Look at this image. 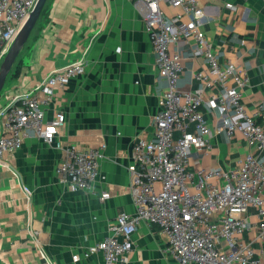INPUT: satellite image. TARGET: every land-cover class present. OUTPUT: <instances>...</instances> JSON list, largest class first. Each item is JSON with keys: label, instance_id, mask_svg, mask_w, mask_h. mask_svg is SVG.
Returning a JSON list of instances; mask_svg holds the SVG:
<instances>
[{"label": "crops", "instance_id": "crops-1", "mask_svg": "<svg viewBox=\"0 0 264 264\" xmlns=\"http://www.w3.org/2000/svg\"><path fill=\"white\" fill-rule=\"evenodd\" d=\"M198 1L200 28L219 62H233L249 74L244 103L250 109L264 105V0ZM160 8L167 15L180 12L164 1ZM42 10L1 90L0 134L3 108L16 96L38 91L52 71L69 64L81 61L85 71L56 87L45 107L47 119L57 111L65 115L55 142L29 135L20 149L0 158V264H104L101 253H81L107 235L118 215L135 213L133 142L139 135L153 138L165 81L133 0H46ZM171 49L183 56L179 88L200 86L195 73L207 68L205 57L189 56L183 45ZM206 115L215 127L218 112ZM70 145L103 146L100 176L90 189H72L56 173ZM212 145L199 165L233 166L252 150L239 133L231 139L218 134ZM105 191L109 196L101 198ZM158 230L146 221L138 224L127 264H173Z\"/></svg>", "mask_w": 264, "mask_h": 264}, {"label": "built area", "instance_id": "built-area-1", "mask_svg": "<svg viewBox=\"0 0 264 264\" xmlns=\"http://www.w3.org/2000/svg\"><path fill=\"white\" fill-rule=\"evenodd\" d=\"M161 1L179 7L180 12L165 14ZM35 2L0 0V62ZM133 2L143 18L165 89L153 116V138L139 135L133 142L135 213L118 215L108 224L107 235L81 255L101 253L104 264H127L134 247L132 234L146 221L158 226L173 264H264V105L255 103L250 109L243 101L249 74L233 62H219L200 28L203 8L198 0ZM172 45H183L189 56L205 57L207 68L195 73L200 86L188 91L179 88L183 56ZM84 71L81 61L56 69L38 91L16 96L4 106L0 158L20 149L29 135L55 142L65 115L57 111L47 119L45 107L56 87ZM213 88L218 92L209 90ZM208 110L218 112L215 127L207 118ZM236 133L252 150L233 166L198 164L216 135L231 139ZM102 149L66 147L57 175L72 189H90L100 176ZM108 196L106 191L101 194V198ZM79 258L76 253L72 256L73 261Z\"/></svg>", "mask_w": 264, "mask_h": 264}, {"label": "water", "instance_id": "water-1", "mask_svg": "<svg viewBox=\"0 0 264 264\" xmlns=\"http://www.w3.org/2000/svg\"><path fill=\"white\" fill-rule=\"evenodd\" d=\"M45 2L46 0H36L32 10L25 19L23 25L14 37L8 51L0 62V93L3 89L6 77L10 72L12 65L14 64L18 54L24 47L38 18L40 17Z\"/></svg>", "mask_w": 264, "mask_h": 264}, {"label": "rangeland", "instance_id": "rangeland-1", "mask_svg": "<svg viewBox=\"0 0 264 264\" xmlns=\"http://www.w3.org/2000/svg\"><path fill=\"white\" fill-rule=\"evenodd\" d=\"M32 33V32H31ZM27 43V42H26ZM20 54V53H19Z\"/></svg>", "mask_w": 264, "mask_h": 264}, {"label": "trees", "instance_id": "trees-1", "mask_svg": "<svg viewBox=\"0 0 264 264\" xmlns=\"http://www.w3.org/2000/svg\"><path fill=\"white\" fill-rule=\"evenodd\" d=\"M42 12H43V10H42ZM42 12H41V13H42Z\"/></svg>", "mask_w": 264, "mask_h": 264}]
</instances>
